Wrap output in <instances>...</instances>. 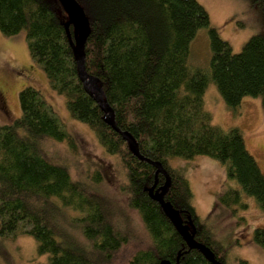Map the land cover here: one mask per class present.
Returning a JSON list of instances; mask_svg holds the SVG:
<instances>
[{"label": "trees", "instance_id": "trees-1", "mask_svg": "<svg viewBox=\"0 0 264 264\" xmlns=\"http://www.w3.org/2000/svg\"><path fill=\"white\" fill-rule=\"evenodd\" d=\"M75 1L90 24L84 70L93 96L100 94L111 107L116 128L135 140L144 160L132 155L85 92L65 32L67 16L56 0H0V33L13 37L25 32L32 65L65 98L71 118L89 127L105 152L118 160L128 207L139 215L148 238L145 245L135 243L122 223L121 229L113 224L109 201L44 157L43 139L73 145V138L30 86L18 95L20 116L0 126V237H31L37 254L47 257L45 264H211L189 250L149 197L156 173L149 161L160 163L170 177L168 184L163 174L158 176L156 190L164 202L197 243L220 264H228L227 247L196 215L189 181L169 161L207 157L220 163L226 182L233 185L216 195L213 211L226 209L237 218L238 228L246 226L241 214L248 201L264 215V175L242 132L214 126L204 105L211 82L228 108L236 110L245 98H260L264 111V35L252 36L234 53L196 0ZM252 3L264 13V0ZM201 29L208 32L211 51L207 70L188 63L190 44ZM69 32L73 36L72 27ZM251 239L264 250V226L255 227ZM126 247L129 251L123 252Z\"/></svg>", "mask_w": 264, "mask_h": 264}, {"label": "rangeland", "instance_id": "rangeland-1", "mask_svg": "<svg viewBox=\"0 0 264 264\" xmlns=\"http://www.w3.org/2000/svg\"><path fill=\"white\" fill-rule=\"evenodd\" d=\"M196 1L208 13L211 27L218 30L234 53H239L252 36L264 35V13L252 0ZM210 58L208 32L201 29L190 44L188 63L207 70ZM28 86L41 93L73 138V145L43 139L40 146L44 157L54 165L67 168L73 180L109 201L113 205V224L121 229L118 222L122 223V228L133 234L135 243L145 245L148 237L139 215L128 207V196L124 191L125 173L118 160L105 152L89 127L71 118L65 98L52 91L43 72L32 65L25 32L13 37L0 33V91L5 97L4 108L0 105V126L10 124L20 116L18 95ZM204 105L214 126L224 131L238 128L242 132L247 150L264 175V111L260 98H245L236 110H232L210 82L205 91ZM169 163L189 181L196 215L206 222L216 240L227 247L228 264H236L238 259L249 264H264V250L251 239L254 228L264 226V215L255 204L248 201V210L241 214L246 219V226L242 229L236 224L237 218L231 217L226 209L213 211L216 195L229 184L233 185L226 182L221 164L207 157H197L192 161L172 158ZM68 214L78 217L76 212L68 211ZM65 230L73 236H80L73 228L66 227ZM127 251L128 247L123 249V252ZM46 258L37 254L35 241L27 235L0 237V264H45Z\"/></svg>", "mask_w": 264, "mask_h": 264}, {"label": "water", "instance_id": "water-1", "mask_svg": "<svg viewBox=\"0 0 264 264\" xmlns=\"http://www.w3.org/2000/svg\"><path fill=\"white\" fill-rule=\"evenodd\" d=\"M56 1L59 3L61 9L67 16V21L64 25L65 32L69 45L73 52L74 60L77 65L78 76L83 83L85 92L91 97H93L94 101L98 104L101 112L105 114V123L109 127H111L115 132L120 134L122 139L126 141L128 149L132 153V155L140 160H144V158L139 154L138 146L135 140L127 133H122L116 128L114 123V112L111 107L107 104V102L102 101V96L100 94L93 96L91 79L85 73L84 70L85 45L88 37L90 36L91 30L89 20L83 8L75 0ZM70 27H72L73 29V36L69 32ZM147 162L156 168L154 185L148 191L149 197L159 204L164 215L170 221L173 228L182 238L189 250L198 251L211 264H220L214 259V255L209 248L197 243L193 239V235L187 230V228L183 225L182 221L178 218L176 211H174L169 204H166L164 202L163 196L159 193L158 190H156L159 174H163V176L167 180V183L170 184V177L168 173L162 168L160 163H151L149 161Z\"/></svg>", "mask_w": 264, "mask_h": 264}, {"label": "flooded vegetation", "instance_id": "flooded-vegetation-1", "mask_svg": "<svg viewBox=\"0 0 264 264\" xmlns=\"http://www.w3.org/2000/svg\"><path fill=\"white\" fill-rule=\"evenodd\" d=\"M4 94L2 91H0V105L2 106V108H4Z\"/></svg>", "mask_w": 264, "mask_h": 264}]
</instances>
